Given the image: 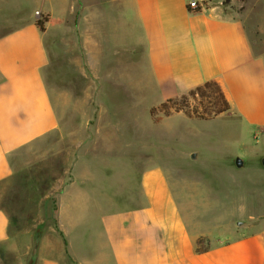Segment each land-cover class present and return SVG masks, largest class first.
<instances>
[{"label":"crops","instance_id":"0c3cea01","mask_svg":"<svg viewBox=\"0 0 264 264\" xmlns=\"http://www.w3.org/2000/svg\"><path fill=\"white\" fill-rule=\"evenodd\" d=\"M189 1L38 5L52 17L74 19L81 66L96 80L136 88L156 104L215 80L229 103L219 115L264 136V0H245L243 12L226 11L224 0H196L200 7L191 10ZM48 29L31 18L0 36V264H28L32 256L35 264H264V226L228 241L216 237L198 251L199 237L210 233L193 228L182 209L187 194L178 190L187 182H171L160 167L143 173L129 203L103 216L97 242L81 230L80 202L88 191L74 181L59 190L57 208L49 211L55 219L34 223V178L18 169L16 157L60 125L46 78Z\"/></svg>","mask_w":264,"mask_h":264},{"label":"rangeland","instance_id":"374dc122","mask_svg":"<svg viewBox=\"0 0 264 264\" xmlns=\"http://www.w3.org/2000/svg\"><path fill=\"white\" fill-rule=\"evenodd\" d=\"M38 1L0 0V36L31 18L51 16ZM223 5L226 11L243 12L245 0H224ZM56 19L61 21L45 22L43 32L49 28L46 78L57 96L60 125L16 157L18 169L34 178L35 224L55 219L49 211L57 208L58 192L74 181L88 191L80 202L81 230L88 242H97L105 230L103 216L120 208L129 192L137 194L140 177L153 166L171 182H187L180 186L183 192L177 187L187 194L188 208L182 209L193 228L210 233L201 236L198 247L264 226L262 134L230 114L196 116L195 108L203 112L207 98L190 97L184 106L189 116L176 111L175 104L161 107L136 88L96 80L81 66L83 47L74 19ZM236 157L245 160L244 167L236 166Z\"/></svg>","mask_w":264,"mask_h":264},{"label":"trees","instance_id":"16d2710c","mask_svg":"<svg viewBox=\"0 0 264 264\" xmlns=\"http://www.w3.org/2000/svg\"><path fill=\"white\" fill-rule=\"evenodd\" d=\"M61 20L53 18L51 16H47L44 20L38 19L36 20V25L39 27L41 31L45 30V22H52V23H59ZM207 98V103L205 105V110L203 112H199V108L196 107L195 110L198 114H195L196 116L200 118H211L215 115H219L221 112L225 111L229 107L228 100L226 99L221 87L215 80H208L205 81L203 84L189 90L187 93L182 94L181 96L169 98L161 103V107H166L168 104H175V110L176 111H184L187 115H191V113L186 112L184 109L185 105H188L189 98H197V97ZM39 233L36 236V241H38ZM203 237H199L197 243L198 246L202 242ZM205 248L197 247L198 251H202ZM36 258L35 256H32V258L29 260L28 264H35Z\"/></svg>","mask_w":264,"mask_h":264},{"label":"water","instance_id":"95a60500","mask_svg":"<svg viewBox=\"0 0 264 264\" xmlns=\"http://www.w3.org/2000/svg\"><path fill=\"white\" fill-rule=\"evenodd\" d=\"M235 164L237 167H244L245 166V160L241 157L235 158ZM262 164L264 165V157L262 158Z\"/></svg>","mask_w":264,"mask_h":264},{"label":"built area","instance_id":"2783aa9c","mask_svg":"<svg viewBox=\"0 0 264 264\" xmlns=\"http://www.w3.org/2000/svg\"><path fill=\"white\" fill-rule=\"evenodd\" d=\"M188 7L191 10H195V9H198L200 7V5H199V3L196 0H191L188 3Z\"/></svg>","mask_w":264,"mask_h":264}]
</instances>
